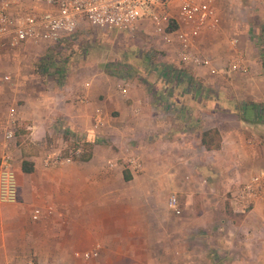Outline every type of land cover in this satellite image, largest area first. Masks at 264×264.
Wrapping results in <instances>:
<instances>
[{"label":"crops","instance_id":"obj_1","mask_svg":"<svg viewBox=\"0 0 264 264\" xmlns=\"http://www.w3.org/2000/svg\"><path fill=\"white\" fill-rule=\"evenodd\" d=\"M3 2L12 0H0ZM228 2L230 7L225 8L237 16L230 38L212 44L209 54L202 53L215 73L208 67L190 65L191 72L181 70L189 77L181 81L184 90L178 92L174 85L164 88L172 105L167 107L175 109L176 116L189 112L183 120L161 119L162 108L155 98L161 92L151 93L141 83L124 81L99 88V78L86 90L82 102L78 101L79 87L70 83L66 89L39 90L19 105L22 118L34 125L30 140L53 132L52 121L60 118L84 140L87 133L86 138L93 142L87 146L86 160L56 169L43 168L38 156L23 157L21 149L15 151L18 201L0 208V264H27L30 255L39 264H49L48 256L58 257L74 249L71 243L65 244L68 227H76L81 234L79 249L87 252L100 246L94 264H105L108 256L111 262L107 264H231L230 256L235 253H227L223 247L234 245L235 232L225 234L224 224H234V228L237 221L228 215L224 194L237 178L264 169V23L259 28L255 24L258 18L264 21V0ZM31 4L26 0L21 6ZM214 34L220 35V29ZM234 38L236 44L231 43ZM8 55V61L4 53L0 55V64L10 65L15 72L24 56ZM236 59L248 66L247 71H224ZM6 74L1 73L0 80ZM191 74L203 77V84L190 85ZM4 88L0 81V98ZM7 112L8 108L0 106V144ZM96 115L105 121L100 133L92 129ZM210 129L219 132L217 149H206L201 142L203 132ZM100 134L107 143L97 141ZM131 153L141 158L142 169L136 176L127 172L130 177L125 179L123 160ZM23 159L34 164L32 172H22ZM110 161L117 164L110 167ZM162 187L185 191L186 212L181 222L158 211L147 214L148 208L154 211L155 207L149 196ZM36 207L41 216L33 220ZM263 208L261 201L251 212L254 215ZM179 225L186 231L187 245L191 244L184 251L173 246ZM151 238L155 244L158 240L157 250L154 255L145 251L143 263H138L137 242ZM165 238L169 245L162 251Z\"/></svg>","mask_w":264,"mask_h":264},{"label":"rangeland","instance_id":"obj_2","mask_svg":"<svg viewBox=\"0 0 264 264\" xmlns=\"http://www.w3.org/2000/svg\"><path fill=\"white\" fill-rule=\"evenodd\" d=\"M25 1L26 0H24V2ZM30 1L32 2L30 6L37 2V0ZM225 7H230L228 0H215L216 20L213 22L214 25L204 28L195 40V49L201 54H209L208 50L212 48V44L216 41L224 42L226 39L230 38L229 31L233 24V20L237 19V16H234L232 10ZM262 11L263 9L261 8V12ZM263 23L264 21L262 19L258 18L255 20V24L258 25V28L261 27ZM155 27L156 25L154 23L148 21L142 23V25H138L132 31L124 28L110 29L89 27L82 34L80 33L77 35L74 42L65 47V50L62 51L59 57L62 58L63 62L54 59L55 62L50 64L51 67H48L49 64L45 65L42 61V58L47 54L43 45H30L22 50H14L7 46H0V51L7 56L4 60L8 61L10 56L8 54L10 53L24 56L22 57V59L24 58L22 62L17 63L18 70L15 72L9 69L10 65L6 64L7 62H5L6 65L4 66L0 64V74L7 71V74L10 75L9 81L0 80L5 87L4 90H6L4 93H1L0 106L8 108V111L11 108L20 110L21 108H19V105H23L26 98H31L28 95H35L39 90H50L55 87L66 89V86L70 83V86H78L80 93L83 91L86 94V90L94 87V79L99 78L97 79L99 88L108 85L116 86L118 82L124 81L125 83H141L147 89H150L151 93L161 92V96L155 97L156 102L162 108L160 115L161 119L163 121H170L175 118L183 120V118L189 116V112L182 111L176 116L177 112L175 109L167 107L171 105V103L166 100L167 98L164 96L166 93L164 88H170L171 85H174L178 92H181V90L185 89L181 81L188 80L189 78L187 73L181 72V70L183 69L186 72H191V70L189 66H183V64L178 62L175 46L165 38V35L172 32L175 28H173L172 22L168 24L164 33L156 31ZM217 29H220V35L214 34ZM262 50L264 51V47ZM2 53H0V55ZM5 66L6 69L2 70ZM225 69L227 70L228 67L224 68V71ZM193 72L194 71H192V73ZM190 76L193 78L191 79L190 85H195L197 82H200L199 84L202 85V82L205 80L199 75L194 76L191 74ZM115 80L118 81L116 82ZM87 82L89 83L88 85H86ZM8 88L12 90L10 91ZM25 90H29L28 93ZM10 92L12 93L11 96L9 94ZM79 92L77 93L80 94ZM4 94L6 95L4 96ZM55 120L57 119H54L52 122H55ZM22 122L25 125L28 123V120L23 118ZM55 132V130L50 133L47 131L41 138L33 139L34 141H32L24 128L20 127L17 132L20 136L17 137V145L18 148L21 149L22 156L32 158L38 156V153L44 147L48 148L47 146L51 144L56 146L57 134ZM97 141L107 143L108 139L101 134V137H98ZM130 147L133 148L132 146ZM126 148L128 152H134L131 148ZM88 152H90V149H88ZM126 152L127 151L124 153ZM166 162L168 165L169 161ZM151 168H153L152 160ZM138 173L139 172H137L135 176ZM171 194H176L179 198L183 209L181 216H174L167 206V201ZM149 197L153 199L152 204L155 205V207L154 211L153 207L148 208L147 214L154 215V213L158 211L161 212L160 214L175 217L178 222L183 220L182 216H184L186 212L184 206L186 203L184 190L174 191L172 188L162 187L160 192H153ZM65 212L68 214L67 211ZM95 213H93L92 216H94ZM231 213L228 215L232 217V221H237V223L235 222V229L233 228L234 224L225 223L224 231L225 234H228L230 230L231 232L234 231L235 233L234 235L232 234V237L235 236V242L230 249L223 247L227 253L229 252L228 250L231 252L234 251L235 253L230 256V263L264 264V208L254 215L252 212L242 215H232L233 213ZM178 228L179 231L176 233L177 237L176 235L174 237L173 246L175 244L179 250L184 251L187 250L188 245L190 246L191 244L187 245L186 235L184 234L186 231L181 229V225H179ZM66 231L65 244L67 243V245H69L71 243L75 246L74 249H67L64 255L58 257L48 256V263L94 264L97 257L85 259L80 255L85 252V250L78 248V241L81 234H79L76 227H68ZM153 239L154 238L139 240V242H137V253L139 255L138 263H143V254L145 251L154 255L155 250H157L155 248L156 245H158V240L155 244V240ZM168 243V238L163 239V249H160L165 251L166 248H168ZM206 245L208 246V242ZM76 252L79 253L78 256L75 255ZM215 254L219 258L222 256L218 253ZM175 256L177 255L175 254ZM28 257L33 264H39L35 256L30 255ZM54 260H56V262H54ZM175 261L176 263L178 262L176 259ZM107 262H111L109 256L104 260L105 264H107Z\"/></svg>","mask_w":264,"mask_h":264},{"label":"built area","instance_id":"obj_3","mask_svg":"<svg viewBox=\"0 0 264 264\" xmlns=\"http://www.w3.org/2000/svg\"><path fill=\"white\" fill-rule=\"evenodd\" d=\"M22 2L24 0H12L11 3L0 4V46L22 50L30 45H43L46 53L51 52L54 59L63 62L59 57L62 51L89 27L132 31L148 21L156 25V31L164 33L172 22L175 28L165 38L175 46L178 62L186 67H208L215 73L210 59L195 49V40L201 31L214 25L215 0H37L36 4L27 8H22ZM236 42L234 38L231 43ZM247 67L241 59H236L229 63L228 70L246 72ZM2 79L9 81L10 75H3ZM83 96L82 91L78 101H84ZM22 119L17 108L7 112L0 144V208L18 201L17 132L23 127L31 135L34 129L33 123L24 125ZM104 125L102 116H94V132H102ZM54 130L57 134L56 146L51 144L38 153L43 168L63 167L77 161L83 152H88L87 133L84 140L81 134H76L60 118L55 120ZM116 164L117 161L109 162L110 167ZM141 169L142 160L137 154L131 153L123 160V170L130 175H135ZM224 197L229 211L234 215L250 213L256 203L264 201V169L237 178ZM167 206L174 216L182 215L183 209L176 194L169 196ZM40 216V208H34L32 219L38 220ZM99 248L97 244L80 255L85 259L97 257ZM27 264L33 262L29 260Z\"/></svg>","mask_w":264,"mask_h":264},{"label":"trees","instance_id":"obj_4","mask_svg":"<svg viewBox=\"0 0 264 264\" xmlns=\"http://www.w3.org/2000/svg\"><path fill=\"white\" fill-rule=\"evenodd\" d=\"M175 27V26H174ZM53 55L51 54V52H48L46 54V56H44L42 58V61L45 63V65H48V67H50V64L53 62ZM17 137H20L18 134H17ZM220 136H219V132L215 129H210V130H207L205 132H203L202 134V139H201V142L202 144L205 146L206 149H217L220 147ZM88 140V145L91 144L93 142V138L91 137H88L87 138ZM18 141V139H17ZM89 157V152H83L79 157H77L78 160H86L87 158ZM34 164L30 161H27V160H22L21 162V170L22 172L24 173H30L33 171L34 169ZM127 171L125 172V179H129L130 174H126Z\"/></svg>","mask_w":264,"mask_h":264}]
</instances>
